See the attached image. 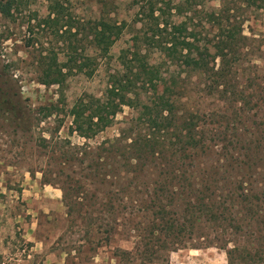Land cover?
I'll use <instances>...</instances> for the list:
<instances>
[{"label":"trees","instance_id":"1","mask_svg":"<svg viewBox=\"0 0 264 264\" xmlns=\"http://www.w3.org/2000/svg\"><path fill=\"white\" fill-rule=\"evenodd\" d=\"M20 2L0 0V17L14 20ZM230 12L222 3L217 12L208 15L217 29L216 42L198 45L196 36L184 23H160L150 8L145 18L152 22L145 25L142 37H134L132 45L119 52L111 67V49L123 34L125 24L111 21L102 9L99 19L81 25V36L87 46L81 49L80 57L75 56L77 51L72 43L68 50L74 53L62 60L56 54L40 57L38 83L46 87L56 85L59 102L37 109H32L20 91H15L17 81L7 67H0V112L23 134L29 135L34 127L63 110L58 109V104L64 103L63 89L73 72L91 78L101 65L108 72L100 97H79L64 111L71 118L69 133L89 140L113 127L124 108L137 113L135 122H130L127 128L134 132L130 135L133 137H127L126 132L102 142L95 150L69 146L60 151L61 166L66 167L72 161L79 165L86 163L89 177L101 186L99 198L67 180L70 185L62 188L67 216L87 215L83 208L93 205H98L104 215L129 211L132 219L128 220L137 219L131 230L136 239L146 241L145 251L149 254L216 245L224 250L227 264H264V171L251 173L254 165L264 163V149L244 141L243 158L247 162L240 161V165L246 164L247 171L241 175H231L226 169L222 174L203 172L195 176L182 168L180 162L196 161L197 153L206 152L209 146L204 132L197 131L198 117L184 108V79L164 73L163 69L180 60L208 80L207 89L222 88L227 93L232 88L230 65L238 57L248 55L242 49L248 38L243 35L241 24L230 23ZM62 16V7L56 1L49 4L43 19L56 41L64 34ZM151 47L163 56L160 63L152 62ZM217 58L218 68L210 66ZM62 123L60 119L56 133ZM51 139L52 135L49 139L37 137L33 146L47 149ZM238 142L232 144L234 148L239 147L241 141ZM176 147L184 152L188 149V153L195 151L192 156L181 155ZM43 179L49 183L45 176ZM209 229L215 234L205 232Z\"/></svg>","mask_w":264,"mask_h":264},{"label":"rangeland","instance_id":"2","mask_svg":"<svg viewBox=\"0 0 264 264\" xmlns=\"http://www.w3.org/2000/svg\"><path fill=\"white\" fill-rule=\"evenodd\" d=\"M19 1L14 20L0 17V67H7L17 81L15 91H20L32 109L56 103L59 99L56 85L46 87L38 83L40 57L56 54L62 60L74 53L68 50L70 43L76 48L75 56L80 57L81 49L87 46L81 36V25L90 19H99L102 9L111 21L125 24L123 34L111 49V67H114L119 52L130 47L134 37H142V31L147 29L145 25L152 22L145 18L150 8L160 23H184L200 45L216 42L217 29L209 22L208 15L217 12L224 3L231 9L230 23L241 24L243 35L248 38L242 47L243 53L248 55L238 57L230 65L232 88L227 93L222 88L207 89L208 80L180 60L175 66L163 67L164 73L177 74L184 79V108L198 117L197 131L204 132L209 146L206 152L197 153L196 161L190 163L188 159L180 162V166L195 176L203 172L222 174L226 169L231 175H241L247 171L246 164L240 165V161L247 162L246 157L243 158L244 141L264 149V0ZM56 1L62 7L64 32L57 41L52 29L43 24L47 7ZM150 54L152 62H161L163 56L157 49L151 47ZM219 64L217 58L210 66L218 68ZM107 72L105 65H101L91 78L73 72L63 89L64 103L58 104V109L63 110L34 127L29 135L11 126L0 112V264H227L224 250L216 245L147 253L146 241L136 239L131 230L137 219L128 220L129 211L110 216L104 215L98 205H93L83 208L87 215L67 216L62 195V188L70 185L67 180L99 198L101 186L89 177L86 163L79 165L72 161L66 167L61 166L60 151L69 146L95 150L102 142L126 132L127 137H133L130 135L134 132L127 128L137 113L127 107L117 115L113 127L89 140L69 133L71 118L64 111L79 97H100ZM60 119L63 123L56 133ZM50 135L52 139L47 149L38 150L33 146L32 141L37 137L49 139ZM238 141L241 144L234 148L232 144ZM176 148L181 155L192 156L195 151L188 153V149L184 152L183 148ZM253 168L251 173H263L264 163L258 162ZM44 176L49 183L44 182ZM205 232L215 234L211 229Z\"/></svg>","mask_w":264,"mask_h":264}]
</instances>
